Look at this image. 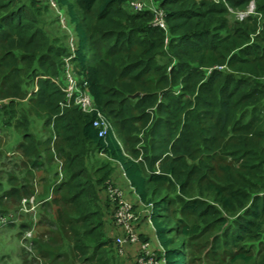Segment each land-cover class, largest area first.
Instances as JSON below:
<instances>
[{
    "label": "trees",
    "instance_id": "obj_1",
    "mask_svg": "<svg viewBox=\"0 0 264 264\" xmlns=\"http://www.w3.org/2000/svg\"><path fill=\"white\" fill-rule=\"evenodd\" d=\"M130 1L0 0V75L15 81L2 78L13 91L0 128L15 120L22 157H38L27 116L16 120L14 111V100L28 96L59 139L62 199L80 225L72 242L82 264H104L110 241L100 242L106 219L95 185L114 178L117 165L139 205L150 207L146 227L165 264L190 263L189 240L201 241V262L222 255L249 263L241 252L264 242V0H153L165 30L151 27V12L133 13ZM251 4L242 22L229 11ZM55 10L72 29V46L52 25ZM71 56L95 106L90 114L67 105L53 82ZM98 115L109 124L103 136L93 127ZM91 156L105 161L92 172ZM0 193L29 195L1 182ZM129 254L132 261L138 249Z\"/></svg>",
    "mask_w": 264,
    "mask_h": 264
},
{
    "label": "rangeland",
    "instance_id": "obj_2",
    "mask_svg": "<svg viewBox=\"0 0 264 264\" xmlns=\"http://www.w3.org/2000/svg\"><path fill=\"white\" fill-rule=\"evenodd\" d=\"M139 1L144 2L146 6L154 7L155 4L153 0ZM50 6L55 8V5L50 4ZM55 12L59 25L54 24V22H52V25L55 30H59L66 37L68 36L67 45L69 42L73 44L72 29L63 16V12L55 10L54 15ZM5 72L6 75L5 73L2 76L0 75V109L2 105L9 104L10 100L4 97L10 96L9 93L12 94L11 91H13L2 80V78L9 75L7 71ZM8 78L11 85L12 81L13 84L15 83L12 77L8 76ZM27 98L28 96L21 100L15 99L14 111L16 120H19L23 114L27 116L26 119L24 117V120L27 121L25 125L28 131L26 132L33 135L34 141L38 142V157L35 156L30 159L35 164L30 161L27 162V159L22 157L23 154L18 146L22 141L24 131L15 125V120L10 128H0V182L5 190L23 186L29 194L28 196L20 194L18 199H6L4 197L0 200V212H3L0 215V264H82L78 253L73 251L74 245L72 242L74 236L72 229L79 231L80 225L73 220L75 218L74 213L71 212L70 207L62 199L61 192L64 189L61 186L66 180V164L64 156L55 150V144H59V139H55L51 127L44 125V115L31 109V103ZM3 118L4 120L8 119L7 116ZM95 161L101 164L105 163L103 157L94 158V156H91L87 161V169L90 172L94 170ZM116 169H114V175H118ZM106 182L113 189L116 188L123 192L122 198L132 206L134 219L130 222V225L132 230L139 234V242L136 248L140 249V246L144 244V238L148 235L149 245L160 251L151 229L146 227L150 207H144L135 202L134 196L129 193L128 188L119 187L115 180L108 179ZM106 182H104L103 187L95 185L97 201L99 207L104 210L102 215L106 219L103 239L100 238V242L110 241V245H106L102 249L104 264H135L136 256L131 261L129 258L117 254L116 242L122 231L113 225L115 206L110 200V194L105 185ZM2 195L3 193H0V197ZM24 201L26 202L24 203ZM57 208L58 213H56ZM7 223H12L13 226L10 227ZM22 225H25V228H22ZM139 229L143 234L142 236ZM200 242L188 241L191 246V259L190 263L187 262L186 264H251L252 261L256 264H264V242L257 243L255 247L247 245L246 249L241 252L243 256L252 258L249 263L242 261L231 263L229 256L223 260L222 255L215 261L210 259L208 262L205 260V262H201L202 260L199 257L203 259L206 251H202L203 248L196 246ZM93 243L90 239L91 246H93ZM90 256L91 253L89 252L88 258ZM87 264L96 263L88 262Z\"/></svg>",
    "mask_w": 264,
    "mask_h": 264
},
{
    "label": "built area",
    "instance_id": "obj_3",
    "mask_svg": "<svg viewBox=\"0 0 264 264\" xmlns=\"http://www.w3.org/2000/svg\"><path fill=\"white\" fill-rule=\"evenodd\" d=\"M216 3L221 1L225 4V0H214ZM54 5L52 2H50ZM130 7H132L133 13H144L151 12L153 14V20L151 22V27L160 28L165 30L166 26L164 23L165 15L161 10L156 9V6H146L144 2L139 0L130 1ZM236 20L242 22L249 15L254 13L253 5L245 12H232L229 10ZM72 45V44H71ZM72 57L64 59V65L61 69L60 75L53 79V82L61 89L65 94L67 105L73 102V105L77 106L83 113L90 114L95 110V106L91 96L85 89V85L81 84L77 77L74 75L70 61ZM221 69V68H218ZM93 126L99 129V136L105 135L109 124L106 120L102 119L101 115L97 116V120L93 123ZM108 192L110 194V200L114 204V226L122 231V234L118 237L116 242V251L119 256L125 254L127 248L131 246H137L139 242V237L135 233L130 225V222L134 219L132 214L131 204L124 201L122 198V192L118 189H113L109 183H106ZM26 201H24L25 203ZM135 264H165V259L163 256L157 255L149 243H144L138 249V255H136Z\"/></svg>",
    "mask_w": 264,
    "mask_h": 264
},
{
    "label": "crops",
    "instance_id": "obj_4",
    "mask_svg": "<svg viewBox=\"0 0 264 264\" xmlns=\"http://www.w3.org/2000/svg\"><path fill=\"white\" fill-rule=\"evenodd\" d=\"M116 172L118 173V175H114L112 178L113 180H115V183L122 188V186L124 187H127L128 188V191L129 193H131L133 196H134V199H135V202H138L137 198H136V195L134 194L133 190L129 187L127 181L124 179V177L122 176V172L120 171V168L119 166L117 165L116 166ZM147 230V228H146ZM139 233H141L140 229H139ZM142 234V233H141ZM130 254V257L133 258V250L131 251H128ZM126 258V257H125ZM129 258V257H128Z\"/></svg>",
    "mask_w": 264,
    "mask_h": 264
},
{
    "label": "clouds",
    "instance_id": "obj_5",
    "mask_svg": "<svg viewBox=\"0 0 264 264\" xmlns=\"http://www.w3.org/2000/svg\"><path fill=\"white\" fill-rule=\"evenodd\" d=\"M253 5V4H252ZM254 8V7H253ZM70 46H72V45H70ZM72 57V56H71ZM73 58V57H72ZM84 114H86V113H84ZM94 127V126H93ZM95 128V127H94ZM96 129V128H95ZM107 183V182H106ZM106 183H105V185H106ZM122 194H123V192H122ZM125 202H127L126 200H124ZM128 203V202H127ZM114 212V211H113ZM113 225H114V223H113ZM137 233V232H136ZM137 235H138V237H139V234L137 233ZM144 243H148V242H144ZM151 246V245H150ZM151 248L154 250V251H157L156 249H154L152 246H151ZM137 248H136V246H131V247H129V248H127V250H126V252H125V254L124 255H122V256H125L126 255V253H127V251H131V250H133V252L136 250ZM119 256V255H118Z\"/></svg>",
    "mask_w": 264,
    "mask_h": 264
},
{
    "label": "water",
    "instance_id": "obj_6",
    "mask_svg": "<svg viewBox=\"0 0 264 264\" xmlns=\"http://www.w3.org/2000/svg\"><path fill=\"white\" fill-rule=\"evenodd\" d=\"M137 96V94L136 95H133V96H130L131 98H135Z\"/></svg>",
    "mask_w": 264,
    "mask_h": 264
}]
</instances>
